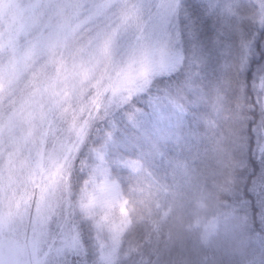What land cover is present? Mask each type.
Listing matches in <instances>:
<instances>
[{"label": "snow or ice", "instance_id": "6c2138e0", "mask_svg": "<svg viewBox=\"0 0 264 264\" xmlns=\"http://www.w3.org/2000/svg\"><path fill=\"white\" fill-rule=\"evenodd\" d=\"M0 4L9 7L4 0ZM179 8V0H24L15 18L0 16V93L22 97L18 109L15 104L8 109L4 127L12 132L17 117L23 126L22 135H11L0 145V235L12 238L7 252L0 248V264H87L84 224L95 234L92 264H143L142 254L125 248L124 241L134 230L133 213L137 223L143 220L144 209L137 205L149 206L143 185L155 187L158 195L169 187L148 170L157 159L166 160L167 153L154 148L116 161L128 170L125 198L105 148L114 144L113 113L123 110L135 123L139 109L134 106L144 94L155 116L169 127L186 118L191 94L192 102L204 105L192 117L197 139L211 133L218 141L232 132L240 161L238 185L227 193L232 203L226 215L242 214L250 222L249 234L264 243V52L251 93L240 79L245 61L251 63L264 42V0L242 13L228 9L238 28L229 40L217 39L223 62L219 77L209 78L207 93L198 70L174 90L155 83L186 61L176 24ZM94 135H102V141L89 149ZM172 139L161 134L155 143ZM169 164L173 178L181 168L188 174L186 163ZM78 173L86 178L78 181ZM20 233L23 245L14 239Z\"/></svg>", "mask_w": 264, "mask_h": 264}, {"label": "trees", "instance_id": "16d2710c", "mask_svg": "<svg viewBox=\"0 0 264 264\" xmlns=\"http://www.w3.org/2000/svg\"><path fill=\"white\" fill-rule=\"evenodd\" d=\"M236 1L245 4L241 0ZM222 2L224 0H179L178 20L181 22L183 36H190L188 50L189 42H195L192 50H189L194 59L190 62L188 56L185 64L176 73L157 77L155 83L159 88L172 86L174 90L175 85L185 81L190 72L198 70V79L203 80L202 91H209V78L215 81L219 77V67L223 62L217 39L222 36L224 40H229L233 31L238 28V24L232 28L226 26L225 20L228 17H224L225 9L221 10ZM237 51L238 48L234 47V58L240 55ZM261 52H264V42L260 43L251 63L245 61L246 68L240 77L242 81H247L249 93ZM202 58H205V62L198 69L197 64ZM208 60L212 61L215 72ZM188 101L186 118L174 127H169L168 122L165 126L157 125L153 106L146 94L138 98L134 106L139 109L135 123L127 119L123 110H117L111 117L112 123L116 125L114 144L105 148V158L113 174L120 180L125 198H128V170L116 161L138 158L140 151L150 152L154 148H161L167 153L166 160L157 159L155 166L148 170L153 172L155 180L169 187L166 192L161 191L158 195L155 187L149 189L148 183L143 185V197L149 202V206L137 205L144 209L143 220L137 223L138 214L133 213L134 230L125 239L124 247L131 246L141 253L143 264H199V252L207 247L210 248V259H220L221 262L237 258L235 254L238 251L251 253L257 249L264 254V243L258 235L249 234L250 222H246L240 213L232 214L229 218L218 215L220 223L217 229L202 242L198 239L199 229L204 221L214 216L217 211L230 210L232 201L227 193L234 185H238L236 170L240 161L237 152L239 142L230 131L224 132L218 141L211 138V133H204L203 139H197L196 125L192 117L196 112L203 111L204 105L192 102L195 101V96L191 94ZM100 127L111 128V124ZM161 134H168L173 139L167 143L156 144L155 141ZM101 141L102 135H94L93 143L88 148L97 146ZM87 151L86 149L85 154ZM169 161L173 164L186 163L189 166L188 174L184 175L181 168L173 178V167ZM220 190L225 193L223 198L217 195ZM74 191L75 189L73 194ZM76 211L79 218V210ZM197 214L200 221L193 223ZM82 227L84 242L89 248L87 264H92L96 256L95 234L87 224Z\"/></svg>", "mask_w": 264, "mask_h": 264}, {"label": "rangeland", "instance_id": "374dc122", "mask_svg": "<svg viewBox=\"0 0 264 264\" xmlns=\"http://www.w3.org/2000/svg\"><path fill=\"white\" fill-rule=\"evenodd\" d=\"M241 1H243L245 4L239 3V1H236V0H224V2H222L223 7L221 10L225 9L223 14H224V17H228V20L227 21L225 20V23L227 24L226 26H228L229 28L236 27L238 24V22H236V17L230 15L228 12V9L230 7L233 8L238 13H242L246 10H251L252 6L256 3V0H241ZM4 2L8 3L9 7L5 9L3 8L2 4H0V16H3L5 18H15L18 14L17 4L23 3L24 0H4ZM170 2L175 4L177 0H170ZM250 4H251V7H248L250 6ZM176 24H177V30L182 34V39H181L182 50L185 54L186 59L189 56L190 62H191V60H193L194 58H193V55H190L191 53L189 50H192V44L195 42L193 40L189 42L190 44H189V50H188V39L190 38V36H187V35L183 36L181 22L178 20V16L176 17ZM9 96L10 94L8 93H0V145L5 144V141L11 135H15V134L22 135L23 134L22 122L19 120L18 117H17L16 126L12 132H9L4 127V125L8 123V118L11 115L8 109L11 108L13 104H15L16 108L18 109L20 104L22 103V97L20 95L11 96L10 99H9ZM13 110L15 111V109ZM155 118H156L157 125H162V126L167 125V121H162L158 119L156 116ZM86 156H87V153H86ZM5 160H6V156H5ZM84 178H86V175L78 174V177H77L78 181H82V179ZM74 192H75L74 193V200H75V199H78V193L76 189ZM228 212H230V210L228 211L225 210L224 212L217 211L214 216H210L206 221H204L202 223L201 228L199 229L198 239L202 242L203 239L208 238L210 234L213 232V230H216L217 227L219 226L220 216L218 215H222L221 217L223 218L224 217L229 218V216L231 217L232 215H226V213ZM199 218L200 216H198V214L194 216L193 223H199L200 221ZM10 239L12 238H10L7 234L0 235V248H3L4 251L6 252L8 251V244H9ZM14 239H16L20 245H23L25 242V237L23 233H20ZM28 240L29 241L31 240V233L28 234ZM212 248H214V246ZM251 249H254V247H251ZM209 251H210V248L208 247L207 249L204 248L200 250L199 252L200 259L198 261L199 264H264V254L261 250L257 251V249L255 251H251V253L249 251L247 252L238 251L235 254L237 258L227 259L225 262H221L220 259L219 260L210 259L208 255ZM21 253L23 254V249H21ZM25 259L27 260V256H25Z\"/></svg>", "mask_w": 264, "mask_h": 264}]
</instances>
